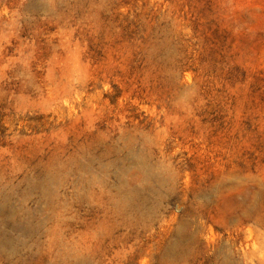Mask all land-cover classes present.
Returning <instances> with one entry per match:
<instances>
[{"label": "rangeland", "instance_id": "obj_1", "mask_svg": "<svg viewBox=\"0 0 264 264\" xmlns=\"http://www.w3.org/2000/svg\"><path fill=\"white\" fill-rule=\"evenodd\" d=\"M0 264H264V0H0Z\"/></svg>", "mask_w": 264, "mask_h": 264}]
</instances>
